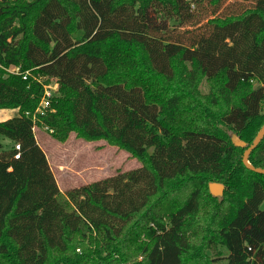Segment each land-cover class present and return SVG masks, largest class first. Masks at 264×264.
Masks as SVG:
<instances>
[{
    "label": "trees",
    "instance_id": "obj_1",
    "mask_svg": "<svg viewBox=\"0 0 264 264\" xmlns=\"http://www.w3.org/2000/svg\"><path fill=\"white\" fill-rule=\"evenodd\" d=\"M192 4L176 29L149 13L179 0H0V109L18 108L0 122L15 143L0 144V264H220L221 245L227 264H264V175L231 140L264 124V0ZM16 66L57 80L43 114ZM35 127L140 166L62 193ZM248 161L264 169V137Z\"/></svg>",
    "mask_w": 264,
    "mask_h": 264
},
{
    "label": "rangeland",
    "instance_id": "obj_2",
    "mask_svg": "<svg viewBox=\"0 0 264 264\" xmlns=\"http://www.w3.org/2000/svg\"><path fill=\"white\" fill-rule=\"evenodd\" d=\"M193 1L195 0H179L181 6L180 15L174 14L172 10H170L171 7H167L166 9L161 8V11L157 10L155 12L151 10L149 14H151L150 17L152 18L154 26L169 25L176 29H192L187 24V16L190 15L191 12L186 11V7L188 6L187 4H190V8L194 9L192 4ZM230 1L235 2L237 0ZM205 15H207V18L212 17L207 8L203 6L202 10L198 12L196 19ZM136 18L138 21L141 19L140 16L135 17V19ZM205 22L206 19L201 24ZM225 41L229 42V39L226 38ZM3 69L8 75H19L26 80L30 78L31 81H38L46 85H54V83H56L54 79H48L45 75L34 73L33 69L22 71L20 66ZM254 84L257 85V83ZM58 88L54 90L52 97L55 95ZM200 90L203 93H206L208 90V85L204 80L201 82ZM16 115H18V108L0 109V122ZM34 133L36 141L45 152L60 192L62 193L68 189L112 176L118 172L129 171L140 166V162L136 158L131 157L127 151L110 145L104 140L87 141L77 137L75 132H71L65 142H60L53 138L49 131L41 127H35ZM0 144L2 149L5 150L11 148L15 143L9 141L7 138L0 137ZM261 207L264 208V202ZM219 250L222 256H224L220 264H227L225 257L228 251L226 247L221 245ZM207 254L209 259L213 260L216 257L214 252L208 251ZM216 264H218V262Z\"/></svg>",
    "mask_w": 264,
    "mask_h": 264
},
{
    "label": "water",
    "instance_id": "obj_3",
    "mask_svg": "<svg viewBox=\"0 0 264 264\" xmlns=\"http://www.w3.org/2000/svg\"><path fill=\"white\" fill-rule=\"evenodd\" d=\"M263 137H264V124L261 127V129L257 132L252 143L248 146L244 141H241L239 137H237L235 134H231V140L235 146L246 147L242 155L243 164L246 165L249 169L253 170L254 172L262 175H264V169L260 167L252 166L248 161V157L250 153L258 146V144L261 142ZM209 191L214 197H221L224 192V186L220 183L212 182L209 184Z\"/></svg>",
    "mask_w": 264,
    "mask_h": 264
},
{
    "label": "built area",
    "instance_id": "obj_4",
    "mask_svg": "<svg viewBox=\"0 0 264 264\" xmlns=\"http://www.w3.org/2000/svg\"><path fill=\"white\" fill-rule=\"evenodd\" d=\"M42 85H43V94L40 99L39 105L36 109V113H40V114H43L44 111L50 107L52 94L54 90L58 88L57 83L54 85H46L42 83ZM14 148L16 151H19V145H15ZM15 158H18V153L15 154Z\"/></svg>",
    "mask_w": 264,
    "mask_h": 264
},
{
    "label": "crops",
    "instance_id": "obj_5",
    "mask_svg": "<svg viewBox=\"0 0 264 264\" xmlns=\"http://www.w3.org/2000/svg\"><path fill=\"white\" fill-rule=\"evenodd\" d=\"M54 80H56V79H54ZM56 83H58L57 82V80H56ZM56 83H54V84H56ZM6 113H7V111H6ZM6 115V114H5ZM11 117H14V116H11ZM9 119V118H8ZM1 137V136H0ZM1 138H4V137H1ZM6 139V138H5Z\"/></svg>",
    "mask_w": 264,
    "mask_h": 264
}]
</instances>
